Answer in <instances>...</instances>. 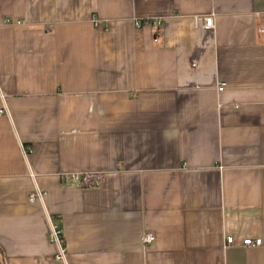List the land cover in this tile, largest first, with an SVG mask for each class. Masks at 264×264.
Instances as JSON below:
<instances>
[{
  "label": "crops",
  "instance_id": "0c3cea01",
  "mask_svg": "<svg viewBox=\"0 0 264 264\" xmlns=\"http://www.w3.org/2000/svg\"><path fill=\"white\" fill-rule=\"evenodd\" d=\"M1 109L0 264H264V0H0Z\"/></svg>",
  "mask_w": 264,
  "mask_h": 264
},
{
  "label": "built area",
  "instance_id": "2783aa9c",
  "mask_svg": "<svg viewBox=\"0 0 264 264\" xmlns=\"http://www.w3.org/2000/svg\"><path fill=\"white\" fill-rule=\"evenodd\" d=\"M156 25L160 22H155ZM137 27L141 26L140 22L135 23ZM96 26H100V23L98 21H95ZM203 28L206 29H212L214 27L213 24V16H206L202 20ZM222 90V88H219V91ZM3 113V110H0V114ZM31 149L24 147L23 152L25 154L30 153ZM61 181L65 184H71L75 187H88V188H98L102 184V175L97 172H83V173H69V174H63L61 177ZM43 197L42 190L36 189L33 192H31L28 195L29 202H36L41 200ZM48 241L58 247L57 251L54 254V260L57 262H64L66 260V249L64 246V240L62 236V229L60 226L57 225H50V228L48 230ZM154 235H152L151 232H143L141 235V242L144 246H148L154 242ZM227 244L233 243V237L229 236L226 238ZM261 244V239L257 238L255 240H252L250 238H246L242 241L243 246H259Z\"/></svg>",
  "mask_w": 264,
  "mask_h": 264
}]
</instances>
